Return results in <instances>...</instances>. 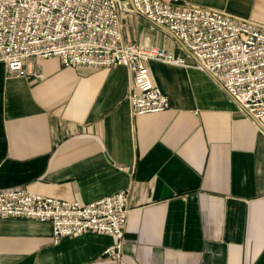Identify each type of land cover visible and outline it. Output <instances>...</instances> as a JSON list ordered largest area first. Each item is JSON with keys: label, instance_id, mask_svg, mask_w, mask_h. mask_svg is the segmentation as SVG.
Instances as JSON below:
<instances>
[{"label": "crops", "instance_id": "crops-1", "mask_svg": "<svg viewBox=\"0 0 264 264\" xmlns=\"http://www.w3.org/2000/svg\"><path fill=\"white\" fill-rule=\"evenodd\" d=\"M179 2L264 27V0ZM121 19L124 43L185 59L148 62L168 108L132 116L123 66L29 59L16 77L0 62V190L83 204L128 190L122 260L104 254L107 234L52 244L49 221L9 217L0 264H264V131L171 31Z\"/></svg>", "mask_w": 264, "mask_h": 264}, {"label": "built area", "instance_id": "built-area-1", "mask_svg": "<svg viewBox=\"0 0 264 264\" xmlns=\"http://www.w3.org/2000/svg\"><path fill=\"white\" fill-rule=\"evenodd\" d=\"M0 0V62L13 76L28 74L25 61L58 58L64 67H125L132 116L168 108L149 61L186 66L185 59L148 43H124L123 13L137 11L170 30L229 95L255 119L264 117V27L225 11L179 0ZM190 56V55H189ZM40 78L39 74H34ZM129 192L81 203L0 190V218L49 221L52 244L92 232L113 244L104 254L122 260Z\"/></svg>", "mask_w": 264, "mask_h": 264}, {"label": "water", "instance_id": "water-1", "mask_svg": "<svg viewBox=\"0 0 264 264\" xmlns=\"http://www.w3.org/2000/svg\"><path fill=\"white\" fill-rule=\"evenodd\" d=\"M129 1V3H130V5H131V7L133 8V1L132 0H128ZM135 13H138L137 11H134ZM160 27H163V28H165V29H167L166 27H164V26H162V25H160ZM168 30V29H167ZM169 32H170V30H168ZM188 51V50H187ZM188 53H189V51H188ZM189 55L191 56V57H193L194 58V60L196 61V63H199L198 61H197V59L194 57V56H192L190 53H189ZM251 117H253L252 115H251ZM253 119H254V121L257 123V125L260 127V129H262L263 131H264V125L258 120V119H255L254 117H253Z\"/></svg>", "mask_w": 264, "mask_h": 264}, {"label": "rangeland", "instance_id": "rangeland-1", "mask_svg": "<svg viewBox=\"0 0 264 264\" xmlns=\"http://www.w3.org/2000/svg\"><path fill=\"white\" fill-rule=\"evenodd\" d=\"M121 22H122V19H121ZM122 27H123V23H122ZM141 44H144V43H141ZM149 44H150V43H149ZM149 44H148V45H149ZM138 45H139V44H138ZM151 45H152V44H151Z\"/></svg>", "mask_w": 264, "mask_h": 264}, {"label": "bare ground", "instance_id": "bare-ground-1", "mask_svg": "<svg viewBox=\"0 0 264 264\" xmlns=\"http://www.w3.org/2000/svg\"><path fill=\"white\" fill-rule=\"evenodd\" d=\"M259 120V119H258Z\"/></svg>", "mask_w": 264, "mask_h": 264}]
</instances>
